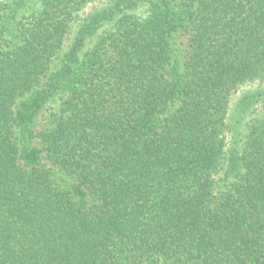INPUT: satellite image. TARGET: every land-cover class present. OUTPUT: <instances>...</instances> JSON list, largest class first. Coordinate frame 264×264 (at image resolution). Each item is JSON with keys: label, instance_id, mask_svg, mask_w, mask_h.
<instances>
[{"label": "trees", "instance_id": "obj_1", "mask_svg": "<svg viewBox=\"0 0 264 264\" xmlns=\"http://www.w3.org/2000/svg\"><path fill=\"white\" fill-rule=\"evenodd\" d=\"M0 264H264V0H0Z\"/></svg>", "mask_w": 264, "mask_h": 264}, {"label": "rangeland", "instance_id": "obj_2", "mask_svg": "<svg viewBox=\"0 0 264 264\" xmlns=\"http://www.w3.org/2000/svg\"><path fill=\"white\" fill-rule=\"evenodd\" d=\"M175 37H176V41H177L178 53L180 54L181 57H183L185 55V52H184L185 51V43L184 42H186V39L182 36L181 31L178 33V35H175ZM69 43L70 42H68L67 45ZM59 60L60 59H58L54 63L53 68H56L59 65ZM243 92H244L243 90L236 92L233 96V100L236 101L238 98H240ZM59 104H60V102L57 99L51 100L50 102L47 103V105L45 106V109L42 111V113L40 114V116L37 119V122L35 125L37 130H43L47 127V124H48L47 119L49 118L51 113H55L59 110Z\"/></svg>", "mask_w": 264, "mask_h": 264}]
</instances>
